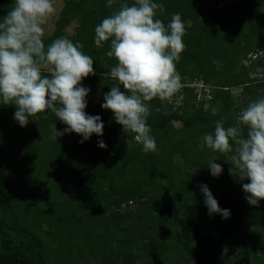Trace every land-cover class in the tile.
Segmentation results:
<instances>
[{"label": "trees", "instance_id": "16d2710c", "mask_svg": "<svg viewBox=\"0 0 264 264\" xmlns=\"http://www.w3.org/2000/svg\"><path fill=\"white\" fill-rule=\"evenodd\" d=\"M120 2L125 0L110 9L107 0H65L54 32L43 38L45 45L62 36L81 42L93 58L95 74L81 85L91 89L85 112L102 118L103 136L94 133L81 143L83 137L72 132L53 141L50 125L56 123L58 131L67 127L54 114L40 113L23 129L14 119L16 105L0 102V140L9 131L25 134L29 165L41 160L43 166L52 160L62 165L51 182L59 196L54 191L43 200L28 196L18 202L37 180L26 178L28 164H21L20 154L10 159L0 142V264H264V200L250 205L242 187L250 181L232 177L226 154L200 148L217 120L232 126L243 108L264 98V17L255 13L256 7L264 9V0H155L165 6L157 17L165 25L173 13L191 24L185 25V48L176 63L182 105L173 110L166 99L148 102L147 123L157 148L147 153L101 107L117 84L108 75L117 61L106 55L110 42L95 46L94 29ZM13 5L14 0H0V18ZM75 20L70 35L66 29ZM196 81L210 92L198 97L189 87ZM235 87L242 88L239 97L232 94ZM99 91L101 100L91 105L90 96ZM205 103L219 107L216 116L203 110ZM99 140L107 147L100 148ZM214 160L223 168L218 177L207 165ZM201 185L221 209L230 210L229 218L209 215Z\"/></svg>", "mask_w": 264, "mask_h": 264}, {"label": "clouds", "instance_id": "9594fccd", "mask_svg": "<svg viewBox=\"0 0 264 264\" xmlns=\"http://www.w3.org/2000/svg\"><path fill=\"white\" fill-rule=\"evenodd\" d=\"M117 3L107 0L106 6L112 9ZM164 11V4L155 0H134L132 4L125 0L94 29L95 46L102 48L110 42L106 55L117 61L110 71L117 84L104 94L101 107L114 113L116 123L124 132L134 134L145 153L157 148L147 123L148 102L168 99L182 87L176 63L185 48V24L179 13H173L165 25L157 18ZM54 12V0H14L8 14L0 18V102L16 105L14 119L21 127L27 126L30 118L49 111L67 125L58 131L52 123L51 140L75 132L84 143L94 133L103 136L105 127L99 115L85 112L91 89L82 86L81 81L95 74L94 60L82 51L83 43L67 37L45 45L44 25ZM213 63L219 66V61ZM44 70L48 75L43 74ZM203 110L216 116L219 107L205 103ZM98 146L107 147L103 140ZM205 146L227 155L232 165L229 173L241 182L250 181L242 184L248 194L246 200L259 206L264 200V98L243 108L232 126L225 127L223 119L217 120L214 132L202 137L201 150ZM215 161L207 165L211 175L218 177L223 168ZM200 188L209 215L229 218L230 210L220 208L207 185Z\"/></svg>", "mask_w": 264, "mask_h": 264}, {"label": "rangeland", "instance_id": "374dc122", "mask_svg": "<svg viewBox=\"0 0 264 264\" xmlns=\"http://www.w3.org/2000/svg\"><path fill=\"white\" fill-rule=\"evenodd\" d=\"M64 1L65 0H54L55 12L52 14V16L47 20L46 24L44 25V29H45L44 38L51 36L52 33L54 32L56 21H57L58 17L60 16L61 11H62V9L64 7ZM255 13L260 15L261 17H264V9L261 10L260 8L256 7L255 8ZM184 24L185 25H189L191 23L190 22H186ZM77 25H78V21H76V20L73 21L71 23V25L66 29V32L68 34L72 35L74 33L75 28H76ZM257 72L262 74L261 72H263V71H262V69H259V71H257ZM108 75L110 76V73ZM189 87L195 88L197 94L199 93L198 97H200L201 93H203L204 91L205 92H210V90H211V87L209 85H203V83L201 81H196L193 85H189ZM241 89H242L241 87L233 88L232 94L235 97H239L240 94H241ZM121 90L122 91H126L125 89H123V86H121ZM179 91L176 92L170 98L166 99L170 105H173V110H176L179 106L182 105V103H181L182 98L181 97H179V98L177 97V94L179 93ZM101 98H102V91L95 92V94H92L90 96V99H89L90 104L91 105H96L101 100ZM25 127H27V126H25ZM25 127H23V129H25ZM174 127L179 130V129L183 128V123H181L179 121H174ZM22 132H24V131H21L20 133H22ZM11 133H13V132L9 131L8 133L4 134L3 139L0 140L1 145H2V147L5 150V153L8 156H10V157H12V156L15 157V155H17V154L19 155L20 154V156H22L21 157L22 159L20 160L22 165L30 163L31 161H27L26 160V156L28 154H27V150L25 148V145L27 147L28 143L27 142H25V144L23 143L26 140V138H27V137H25L26 135L24 134V135L15 136V134L12 135ZM17 137H22V138L16 140ZM41 140H40V143H41ZM45 141H46L45 139L42 140V142H45ZM30 143H32L33 145H39L40 144L39 142L32 141V140L30 141ZM40 146L42 147L43 144H40ZM42 150H43V148H42ZM14 157H12L10 159H13ZM79 157H80V154H79ZM14 160H16V159L14 158ZM38 160H40V158ZM39 162H37L35 167L28 164L27 165L28 166L27 169L26 168H25L26 170L23 169L27 173L26 174V178L27 179H34L35 178L37 180V184H36L34 189H39V190L30 189V191H26V193L24 191L25 199L23 197V199L22 200H18V202H22L23 201L25 203L27 201L26 197H28V196H31L33 199L43 200L45 195H48L49 192L53 193L54 191H55V194L59 196V190L57 188L54 190L53 188H55L56 186H54V185L52 186L53 183H51V182H52V178H53L52 176H54V174L58 175L60 173V169H62V165H56V166L53 165V164H55L54 160H52L51 163L49 161H48V163L45 162L46 166L42 165V163H44V162H42V160H41L40 163ZM23 170H21L22 172L21 171L20 172L23 173ZM24 179L21 180V182L24 181V183H21V187L25 184L26 180H24ZM26 183H27V181H26ZM44 183H45V185H44ZM36 191H38V192L36 193ZM27 193H30V194H27ZM21 194H22V191H21ZM22 195L20 197H22ZM131 206L133 207V204L129 205V208ZM125 208L126 207L124 205L122 207V210H124Z\"/></svg>", "mask_w": 264, "mask_h": 264}]
</instances>
